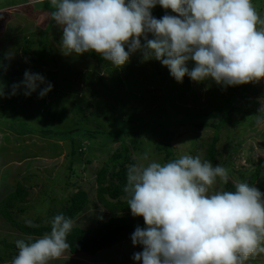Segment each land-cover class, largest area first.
<instances>
[{
	"label": "rangeland",
	"instance_id": "1",
	"mask_svg": "<svg viewBox=\"0 0 264 264\" xmlns=\"http://www.w3.org/2000/svg\"><path fill=\"white\" fill-rule=\"evenodd\" d=\"M252 3L264 18V0H252ZM0 4L7 6L0 10V78L3 75L0 97L23 81L26 70L38 74L41 71L40 75L52 85L43 108L48 112L45 127L50 123L51 128L63 130L86 121L89 128L109 131L118 121L144 125L146 120L160 118L165 123L171 122L175 135L167 136V140L161 135L162 127L130 137L142 138L133 158L137 164L147 166L153 161L167 162L165 152L157 148L159 142L170 144L177 158L191 155L207 160V148L216 131L210 126L195 127L190 119L200 117L198 120L204 121V118L219 117L229 111L230 119L217 133L216 148L220 156L213 166H224L228 170V180L239 184L247 182L259 160L264 163V78L247 84L225 85L212 78L197 82L185 75L182 82H177L168 67L155 58L144 57L141 51L130 53L122 66L111 62L99 66L96 60L69 53L62 46L63 26L52 19L51 12L55 9L49 0H0ZM146 35L149 40L155 38L152 33ZM29 37L36 46L42 45L38 54L28 42ZM140 40L144 46V37ZM24 47H31L28 59L36 57L43 61L38 65L29 63L23 53ZM125 50H129L128 44ZM185 66L191 71L195 62L188 61ZM31 94L37 96L38 90ZM53 95L56 98L51 101ZM59 97L63 102L55 109ZM11 98L0 103V205L21 183L28 195L11 210L13 217L22 223L31 220L32 223L51 224L81 187L89 192L92 203L73 225L91 228L107 219L96 197V169L102 167L119 143L100 144L98 140L84 139L82 162L76 163L73 170L68 169L70 142L44 139L38 130L45 124L30 117V109L25 105L20 107L22 103L20 106L12 103ZM11 113L21 115L23 124L29 120L33 122L15 126ZM185 114L191 117L181 123ZM67 118L70 123L62 122ZM45 127L41 129L48 134L50 131ZM28 133L31 134L25 136ZM146 152L148 159L144 160ZM88 159L90 163H86ZM223 185L217 178L210 192L221 191ZM255 188L264 198V166ZM27 239L0 215V264H12L11 246L17 240ZM138 252L142 251L136 245L125 242L100 252L96 259L64 253L49 264H142V260L133 259V254ZM245 264H264V254L250 256Z\"/></svg>",
	"mask_w": 264,
	"mask_h": 264
},
{
	"label": "clouds",
	"instance_id": "2",
	"mask_svg": "<svg viewBox=\"0 0 264 264\" xmlns=\"http://www.w3.org/2000/svg\"><path fill=\"white\" fill-rule=\"evenodd\" d=\"M52 19L63 26L62 46L69 53L94 52L115 66L141 51L168 67L177 82L187 74L193 81L212 78L218 84L241 85L264 78V18L252 0H49ZM159 4L177 15L154 18ZM7 8V7H6ZM152 33L154 39H147ZM146 44L141 45V37ZM128 44L129 50H125ZM166 57V58H165ZM194 61L189 71L186 62ZM46 84L26 70L13 94L23 87L31 95ZM47 83L39 96L51 91ZM144 160L148 153H144ZM228 182V170L184 155L161 164H131L127 168L128 205L142 216L133 245L143 251L133 259L142 264H245L264 254V198L247 183L235 191L210 192ZM34 227L31 220H26ZM73 221L64 214L51 221L50 234L26 243L17 240L12 264H49L69 248ZM117 248V246H116ZM140 250V249H139Z\"/></svg>",
	"mask_w": 264,
	"mask_h": 264
},
{
	"label": "trees",
	"instance_id": "3",
	"mask_svg": "<svg viewBox=\"0 0 264 264\" xmlns=\"http://www.w3.org/2000/svg\"><path fill=\"white\" fill-rule=\"evenodd\" d=\"M6 7V5L2 6V4H0V10ZM150 12L152 16L157 19L162 18L165 14L172 13L171 9H164L159 4L150 9ZM28 42L32 44L31 47H34L37 50V54L43 48H41L42 45L36 46L34 40L31 37H29ZM30 48L24 47L23 53L26 55L28 62L30 61L38 65L43 60L36 57H34L33 59H28ZM78 55L86 56L93 60H96L99 66H103L104 64L110 62L106 61L103 57L94 52ZM45 66L47 65L45 64ZM39 74H41V71L39 72ZM0 80H3V75L1 76ZM45 82L47 84L49 83V80L45 79ZM46 84H42L38 87L37 96L33 94L28 96L24 95L25 89L23 87L17 89L15 94H13V91H8V93H4L3 96L5 98L12 97L10 101L18 106H20V103H22L20 107L25 105L24 107L26 109H30V117L34 118V120L39 119L45 124L43 126L40 125L41 127L38 130L43 134V136H45L44 139L48 140L56 138L57 140H67L70 142L71 151L69 154V160L67 162L68 169L73 170V166L76 163L82 162V155L84 153V139L98 140L100 144L119 143V147L109 155L102 167L96 169V197L105 210L103 216L107 215L108 218L103 219L101 222H99L98 225L91 228H82L78 225H73V228L67 235L66 239V242L69 244V248L65 251L66 254H69L73 257L89 255L91 258L96 259V256L102 251L112 249L113 247H116L121 243L123 244L125 242H132L131 236L137 226L142 229L147 227L142 216H133L128 205L130 196L124 191L125 187L127 186V168L131 164H137L136 159L133 158V152H137L139 150L142 141L141 137H134L131 139L130 137L132 135L138 136L140 134H147L148 132L152 131L154 127L163 128V132H161V135L165 139L167 138V136H174L175 131L171 128L173 127L171 122L165 123L160 118L146 120L144 125H136L133 123L118 121L117 126L113 129H110L109 131L89 128L86 125V121L78 123V127H71L63 130L53 126V128H51L50 123L48 127H45L48 112L44 111L43 108L45 106L44 104L47 102L46 100L50 95V91L42 98L39 96V92L46 86ZM3 96L0 97V103L5 99ZM50 98L51 101H53L52 99L56 98V96L53 95ZM57 100H59V102L54 105L55 109L60 106V102H63V98L59 97V99L57 98L56 101ZM230 114L231 113L229 111H225L221 116H219V114V117H215L212 115L204 118L203 120L205 122L202 121V118L198 120V118L200 117L190 119V123H192V125H194L195 127L205 128L207 126H210L216 131V136L213 138L212 142L207 148V161L214 163L217 160V157L220 156V153L216 148V142L218 141L217 133L220 132L224 127V122L230 119ZM13 116L15 117L13 118L15 122L13 125L15 126L28 125L30 124V122H33L32 120H29V122L27 121L25 124H23L24 121L20 119L22 117L21 115L13 114ZM189 117L191 116H187L185 114L184 118L181 120V123L183 121H187ZM62 122L70 123L69 118L64 119ZM42 127H45L50 132H48V134H44L46 133V131L43 130L44 128L41 129ZM30 134L31 133H28L25 136H29ZM157 148L159 151L165 152V160L167 162L178 159L175 156L174 150L170 146V144L159 142ZM90 161L91 160L88 159L86 163H90ZM263 166V160H259L255 171L247 179L246 183L249 184V186H256V183L260 178ZM235 185L236 183L228 180V182L223 185L221 191H235ZM27 195V188L21 183H18L16 190L13 193L9 194L8 197H6V199L0 205V215L13 228H15L28 238L27 240H25L26 243H31L35 242L37 239L43 237L46 234H50L51 224L33 223V225L36 226L29 227L28 224L19 222L13 217L11 210L17 203L24 200ZM91 203L92 201L89 192L79 187L77 192H75L70 197L69 205L58 214H64L65 217L70 218L74 224L78 216L81 215ZM136 246L138 249H140V251H143L142 245L137 244ZM10 249L12 250V255L16 257L18 255L16 244L12 245Z\"/></svg>",
	"mask_w": 264,
	"mask_h": 264
},
{
	"label": "bare ground",
	"instance_id": "4",
	"mask_svg": "<svg viewBox=\"0 0 264 264\" xmlns=\"http://www.w3.org/2000/svg\"><path fill=\"white\" fill-rule=\"evenodd\" d=\"M88 258H89V256H88Z\"/></svg>",
	"mask_w": 264,
	"mask_h": 264
},
{
	"label": "crops",
	"instance_id": "5",
	"mask_svg": "<svg viewBox=\"0 0 264 264\" xmlns=\"http://www.w3.org/2000/svg\"><path fill=\"white\" fill-rule=\"evenodd\" d=\"M136 261V260H135Z\"/></svg>",
	"mask_w": 264,
	"mask_h": 264
}]
</instances>
